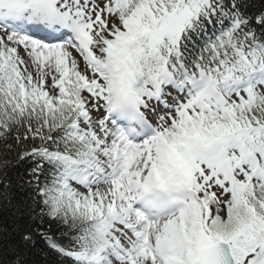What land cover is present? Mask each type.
<instances>
[{"label":"snow or ice","instance_id":"1","mask_svg":"<svg viewBox=\"0 0 264 264\" xmlns=\"http://www.w3.org/2000/svg\"><path fill=\"white\" fill-rule=\"evenodd\" d=\"M0 264H264V0H0Z\"/></svg>","mask_w":264,"mask_h":264},{"label":"trees","instance_id":"2","mask_svg":"<svg viewBox=\"0 0 264 264\" xmlns=\"http://www.w3.org/2000/svg\"><path fill=\"white\" fill-rule=\"evenodd\" d=\"M3 145L0 144V151H2ZM10 218V212L6 205H0V222L6 221ZM49 264H55V260L52 257L48 258Z\"/></svg>","mask_w":264,"mask_h":264}]
</instances>
